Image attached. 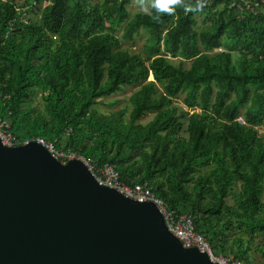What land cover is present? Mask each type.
Masks as SVG:
<instances>
[{
    "label": "trees",
    "instance_id": "obj_1",
    "mask_svg": "<svg viewBox=\"0 0 264 264\" xmlns=\"http://www.w3.org/2000/svg\"><path fill=\"white\" fill-rule=\"evenodd\" d=\"M130 4L0 0V120L146 183L215 254L264 264V10L207 0L157 23ZM141 30L138 52L122 48Z\"/></svg>",
    "mask_w": 264,
    "mask_h": 264
},
{
    "label": "water",
    "instance_id": "obj_2",
    "mask_svg": "<svg viewBox=\"0 0 264 264\" xmlns=\"http://www.w3.org/2000/svg\"><path fill=\"white\" fill-rule=\"evenodd\" d=\"M0 264H216L157 208L100 186L79 160L0 141Z\"/></svg>",
    "mask_w": 264,
    "mask_h": 264
},
{
    "label": "built area",
    "instance_id": "obj_3",
    "mask_svg": "<svg viewBox=\"0 0 264 264\" xmlns=\"http://www.w3.org/2000/svg\"><path fill=\"white\" fill-rule=\"evenodd\" d=\"M228 5L239 18H242L245 13L256 14L264 10V0H228ZM238 121L242 122V119L239 118ZM0 141L3 145L9 147L25 146L30 142H36L46 148L51 156L61 164H66L68 161L75 159L79 160L86 166L98 185L110 188L127 199L152 203L162 216L169 233L180 242L183 248H196L216 264H248L233 255L215 254L207 240L195 232L193 218L190 215L177 214L168 209L164 202L154 195L146 183L136 185L123 183L119 173L108 163L99 166L90 160L76 156L72 152L57 149L53 143L45 142L39 137L20 140L9 132L7 120H0Z\"/></svg>",
    "mask_w": 264,
    "mask_h": 264
},
{
    "label": "rangeland",
    "instance_id": "obj_4",
    "mask_svg": "<svg viewBox=\"0 0 264 264\" xmlns=\"http://www.w3.org/2000/svg\"><path fill=\"white\" fill-rule=\"evenodd\" d=\"M24 1L25 0H14V2L17 3L18 5L23 4ZM129 12H130V16L134 15L135 12H141L138 9V7L136 6L134 0H131V4L129 5ZM23 18L35 20L36 19V10L33 12H30V13H27L26 16ZM197 20H198V24L200 25L202 22V17H197ZM120 34H121V31L118 33V35H120ZM146 37H147L146 32L144 30H141L136 35H134L132 40H130V41L122 40L121 46L124 49L138 52L141 49V46L143 45V43L145 42ZM149 80H152V78L149 77ZM136 89H137V87H126L122 92H119V93L109 97V99H111V100H117L118 101V103L116 104L114 109L119 108V107H123V106H128V104H129L128 103V97ZM182 99H183V95H179L174 99V102L176 103V105L182 106ZM34 104L39 105L40 104L39 99H36ZM152 116H153L152 114H148V115L144 116L141 121L142 122H148L152 118ZM260 133H264V130L260 129Z\"/></svg>",
    "mask_w": 264,
    "mask_h": 264
},
{
    "label": "clouds",
    "instance_id": "obj_5",
    "mask_svg": "<svg viewBox=\"0 0 264 264\" xmlns=\"http://www.w3.org/2000/svg\"><path fill=\"white\" fill-rule=\"evenodd\" d=\"M138 9L150 15L154 22H161L163 15H175L177 8H182L185 12L202 11L207 4V0H134Z\"/></svg>",
    "mask_w": 264,
    "mask_h": 264
},
{
    "label": "bare ground",
    "instance_id": "obj_6",
    "mask_svg": "<svg viewBox=\"0 0 264 264\" xmlns=\"http://www.w3.org/2000/svg\"><path fill=\"white\" fill-rule=\"evenodd\" d=\"M150 78H152V77L150 76Z\"/></svg>",
    "mask_w": 264,
    "mask_h": 264
}]
</instances>
